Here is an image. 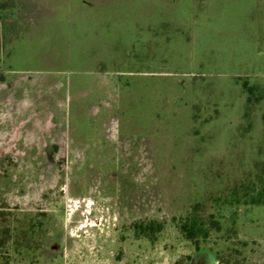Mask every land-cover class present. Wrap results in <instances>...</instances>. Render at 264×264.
<instances>
[{
  "label": "rangeland",
  "instance_id": "obj_1",
  "mask_svg": "<svg viewBox=\"0 0 264 264\" xmlns=\"http://www.w3.org/2000/svg\"><path fill=\"white\" fill-rule=\"evenodd\" d=\"M4 80L0 264H264V0H0Z\"/></svg>",
  "mask_w": 264,
  "mask_h": 264
},
{
  "label": "trees",
  "instance_id": "obj_2",
  "mask_svg": "<svg viewBox=\"0 0 264 264\" xmlns=\"http://www.w3.org/2000/svg\"><path fill=\"white\" fill-rule=\"evenodd\" d=\"M244 84L247 85V90H244L246 93L248 92L247 99L251 102V96L255 94L256 88L249 86L247 82ZM256 91L259 93V98L263 99L262 93L259 90ZM231 201L239 205L264 206V160H255L253 172L248 175L247 180L242 185L234 189L231 194ZM173 222L176 223L181 236L193 243L195 247L199 237L205 238L208 235L203 222L195 212L180 218L178 221L174 219ZM133 230L136 235L153 240L161 232V225L154 221L148 223L137 222L133 225Z\"/></svg>",
  "mask_w": 264,
  "mask_h": 264
},
{
  "label": "flooded vegetation",
  "instance_id": "obj_3",
  "mask_svg": "<svg viewBox=\"0 0 264 264\" xmlns=\"http://www.w3.org/2000/svg\"><path fill=\"white\" fill-rule=\"evenodd\" d=\"M2 72L3 73H6V71L5 70H3L2 69ZM5 77V76H4ZM20 85H19V87H18V93H16V94H19V95H22V89L23 88H26V84H27V82H20L19 83ZM0 87H2V88H0V106H3V104H4V101H8L9 100V102H11L12 100H11V97H10V95L12 94V91H11V82H9V81H0ZM26 130V129H25ZM2 148V146H0V149ZM2 151V152H1ZM0 152L1 153H3V154H5L6 153V151L5 150H0ZM26 155V154H25ZM24 155V153L22 152V150L20 151V159L22 160V161H25L26 162V156ZM3 165L4 167L6 166V164H10L9 163V161L8 160H5V156H1V154H0V165ZM0 209H2V208H0ZM200 255L201 253H195V255Z\"/></svg>",
  "mask_w": 264,
  "mask_h": 264
}]
</instances>
